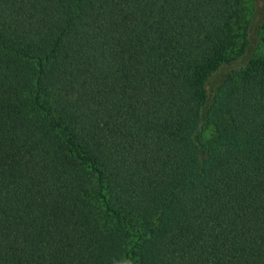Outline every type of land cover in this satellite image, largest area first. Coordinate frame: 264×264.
<instances>
[{"label": "trees", "instance_id": "obj_1", "mask_svg": "<svg viewBox=\"0 0 264 264\" xmlns=\"http://www.w3.org/2000/svg\"><path fill=\"white\" fill-rule=\"evenodd\" d=\"M0 0V264H264V0Z\"/></svg>", "mask_w": 264, "mask_h": 264}, {"label": "rangeland", "instance_id": "obj_2", "mask_svg": "<svg viewBox=\"0 0 264 264\" xmlns=\"http://www.w3.org/2000/svg\"><path fill=\"white\" fill-rule=\"evenodd\" d=\"M248 4H250V0L245 1V9L248 8Z\"/></svg>", "mask_w": 264, "mask_h": 264}]
</instances>
